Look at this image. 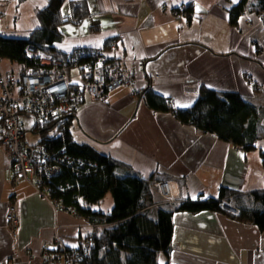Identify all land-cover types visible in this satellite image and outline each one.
Instances as JSON below:
<instances>
[{"label": "crops", "instance_id": "crops-1", "mask_svg": "<svg viewBox=\"0 0 264 264\" xmlns=\"http://www.w3.org/2000/svg\"><path fill=\"white\" fill-rule=\"evenodd\" d=\"M69 1L86 3L90 16L80 26L62 27L65 37L55 45L54 56H69L77 45L105 50L127 61L130 81L139 90L134 93L124 86L102 102L86 97L74 121L75 142L118 161L120 175L151 180L162 204L158 184L163 181L176 184L179 202L219 199L221 190H226L232 195L223 205L234 208L235 196L264 191V138L254 150L245 151L180 123L172 113L192 108L202 87L236 92L257 107L264 128V21L250 9L255 0L236 24L231 23L230 12L241 0ZM47 2L4 0L2 19L9 18L11 24L0 22V33L29 36ZM63 13L71 16L69 4ZM94 22L100 26L97 31L91 30ZM256 86L262 87L261 93ZM147 90L174 101V109L151 110ZM10 162L0 141V264H47L44 254L57 250L56 236L68 247L78 248L90 234L103 229L68 210H56L33 185L14 183ZM12 202L20 220L16 236L7 221ZM160 203L155 210L165 207ZM223 209L176 213L171 250L157 253V263L264 264V231Z\"/></svg>", "mask_w": 264, "mask_h": 264}, {"label": "trees", "instance_id": "trees-1", "mask_svg": "<svg viewBox=\"0 0 264 264\" xmlns=\"http://www.w3.org/2000/svg\"><path fill=\"white\" fill-rule=\"evenodd\" d=\"M250 1L241 0L238 6L231 9L232 24L237 23ZM66 4L70 6V17L63 13ZM250 9L259 15L264 14V0H255ZM188 12H191L189 7L185 10V13ZM89 16L88 5L84 2L48 0V4L37 13L39 26L31 32V36L7 37L0 33V58L18 64L23 73L29 68H40L38 62L26 56L27 45L32 44L54 56L58 50L55 45L65 37L62 27L66 24L80 26ZM98 29V22H94L91 30ZM67 57H71V53L60 58L54 56L61 60ZM88 61L84 59V63ZM145 95L151 110L170 112L167 106L169 100L152 90H147ZM172 113L180 123L215 135L219 140L245 151L254 150L255 143L264 138L257 107L236 92H217L202 87L192 108L172 110ZM74 121L75 117H71L62 126L35 122L30 131L39 140L29 145L37 149L44 147L57 159L66 151L65 156L70 160L75 162L81 159L85 163L84 171L79 172L77 163H61L58 174L42 180L52 187V199L60 201L64 210L75 209L90 225L103 228L87 238L92 242L90 256L85 258L88 264H158L155 255L171 250L176 213L225 212L222 204L230 201L232 193L223 189L219 199L182 201L155 210L154 207L161 201L158 200L152 181L130 173L120 175L122 165L118 161L87 144L75 142L72 133ZM262 159L264 164V153ZM109 194L114 200L113 209L110 212L97 210L96 207ZM233 200L239 210V215L233 216L264 231V191L238 195Z\"/></svg>", "mask_w": 264, "mask_h": 264}, {"label": "built area", "instance_id": "built-area-1", "mask_svg": "<svg viewBox=\"0 0 264 264\" xmlns=\"http://www.w3.org/2000/svg\"><path fill=\"white\" fill-rule=\"evenodd\" d=\"M260 17L264 19V14ZM114 45L116 43L112 42ZM25 53L42 68H29L22 74L8 73L2 69L3 59L0 58V141L10 154L13 182L31 179L28 181L40 195L48 199L56 210L63 209L60 201L52 199V187L42 179L58 174L61 163H77L78 172L84 171L85 163L81 159L70 160L65 156L66 151L57 159L44 147H31L26 141L28 129L25 121L29 118L62 126L65 120L76 117L86 97L103 101L124 86L135 89L130 81L132 71L126 60L111 56L104 50L87 51L77 46L72 49L71 57L61 60L29 44ZM84 59L89 61L84 63ZM257 91L261 92L262 87H257ZM167 106L169 110L174 109V101H168ZM158 189L163 203L180 201V193L172 181L160 182ZM222 207L225 208L223 204ZM227 209L233 215H239L236 208ZM68 211L77 214L75 209ZM7 221L9 230L16 236L20 222L16 203L9 205ZM55 243L57 250L44 254L47 264H88L85 258L90 256L91 240L86 239L78 248L68 247L59 236H56Z\"/></svg>", "mask_w": 264, "mask_h": 264}, {"label": "rangeland", "instance_id": "rangeland-1", "mask_svg": "<svg viewBox=\"0 0 264 264\" xmlns=\"http://www.w3.org/2000/svg\"><path fill=\"white\" fill-rule=\"evenodd\" d=\"M3 1L4 0H0V6L2 5V3H3ZM47 4H48V2H47ZM68 8V7H67ZM261 15V14H260ZM260 15H259V17H260ZM260 19H261V17H260ZM2 20V21H1ZM262 21H264V19H261ZM0 22H1V25H4V24H11V21H10V19L9 18H6V19H2V12H1V10H0ZM35 23H36V25H37V27L39 26V24H38V21H37V17H36V20H35ZM36 27V28H37ZM13 28H14V22H13ZM35 30V29H34ZM8 32H10V31H7V33ZM33 32V31H32ZM29 33V32H28ZM21 36V35H20ZM27 36H28V34L27 35H24V36H21V38H27ZM29 36H31V32L29 33ZM114 43H116V42H114ZM78 46V45H77ZM76 46V47H77ZM78 47H81V46H78ZM75 48V47H74ZM72 52V51H71ZM47 54H49V55H51L52 56V54L51 53H47ZM67 59V58H66ZM66 59H64V60H66ZM119 59H122V58H119ZM124 59V58H123ZM1 65H2V69L4 70V71H7L8 73H14V74H22V72H21V68H20V66L18 65V64H16V63H11L10 61H8V60H3V62L1 63ZM257 87H259V86H256V91H257ZM133 91H135L136 93H138V89H133ZM258 92V91H257ZM262 92V91H261ZM261 92H258V93H261ZM1 100V99H0ZM91 101H95V102H97V101H99V100H97V99H94V100H91ZM103 101H105V100H103ZM99 102H102V101H99ZM173 102V101H172ZM76 118V117H75ZM26 125H27V129H28V132H27V135H26V140H27V143L28 144H31V145H33V144H35V143H37L38 142V140H39V137L38 136H35L34 134H32V132L30 131L31 130V127H33V125L35 124V120L34 119H27L26 121ZM3 143V142H2ZM10 164H11V162H10ZM28 180H31V179H23V182H26V183H29L30 185H32ZM161 195V194H160ZM162 197V196H161ZM163 199V198H162ZM48 200V199H47ZM49 201V200H48ZM164 206H169V204H164ZM113 207H114V200H113V197H112V195L110 194L108 197H107V199L104 201V203L102 204V205H99L98 206V208H100V209H102L103 211H105V212H109V211H111L112 209H113ZM72 214H74L75 216H77V217H80V216H78V213L76 214V213H73L72 211H70ZM13 235V234H12ZM14 236V235H13ZM146 258V257H145ZM45 261V260H44ZM46 262V261H45Z\"/></svg>", "mask_w": 264, "mask_h": 264}, {"label": "water", "instance_id": "water-1", "mask_svg": "<svg viewBox=\"0 0 264 264\" xmlns=\"http://www.w3.org/2000/svg\"><path fill=\"white\" fill-rule=\"evenodd\" d=\"M224 206H225V208H231L230 205H228V204H225Z\"/></svg>", "mask_w": 264, "mask_h": 264}, {"label": "flooded vegetation", "instance_id": "flooded-vegetation-1", "mask_svg": "<svg viewBox=\"0 0 264 264\" xmlns=\"http://www.w3.org/2000/svg\"><path fill=\"white\" fill-rule=\"evenodd\" d=\"M188 8V7H187Z\"/></svg>", "mask_w": 264, "mask_h": 264}]
</instances>
